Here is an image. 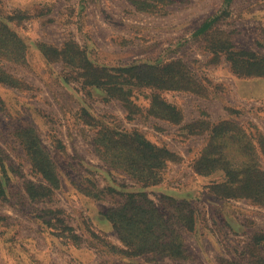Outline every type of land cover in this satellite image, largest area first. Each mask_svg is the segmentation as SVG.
I'll list each match as a JSON object with an SVG mask.
<instances>
[{"label":"rangeland","instance_id":"obj_1","mask_svg":"<svg viewBox=\"0 0 264 264\" xmlns=\"http://www.w3.org/2000/svg\"><path fill=\"white\" fill-rule=\"evenodd\" d=\"M156 2L142 10L132 0H0V23L9 28L0 32V183L6 192L0 196V264H264V248L253 243L264 230V194L220 199L210 187L225 181L224 172L194 169L208 146L206 124L211 129L227 120L247 132L242 142L255 145L264 170V76L238 74L223 52H212L196 36L207 18L221 15L219 26L235 48L264 57V0ZM76 48L110 69L182 59L202 92H162L183 116L173 123L150 113L152 88L132 87L131 103L86 84L87 62H71ZM87 114L100 125L89 124ZM102 124L138 131L174 152L161 181L143 186L115 161L96 142ZM26 126L37 130L61 178L39 197L29 187L46 181L19 136ZM234 140L226 141L225 154L239 159ZM128 192L147 194L163 214L170 209L174 222L193 210V231L182 228L183 221L174 233L167 228L182 232V257L123 252L127 245L104 213L123 206Z\"/></svg>","mask_w":264,"mask_h":264},{"label":"trees","instance_id":"obj_2","mask_svg":"<svg viewBox=\"0 0 264 264\" xmlns=\"http://www.w3.org/2000/svg\"><path fill=\"white\" fill-rule=\"evenodd\" d=\"M132 2L142 10H149V7H155V3H157L156 0H132ZM220 18L221 15L207 18L199 26L196 36L202 37L212 52H223L238 74L264 76V57L250 50L235 48L229 33L219 26ZM7 30H9L8 26L0 23V32L5 33ZM78 48L80 47L78 46ZM76 50L78 55H72L71 62L75 63L79 60L87 62V66L83 67L85 72L82 74H87L86 77L89 82L86 84L105 87L110 94L119 95L124 101L131 103L133 101L130 100L129 94L133 90L132 87L152 88L154 94L151 96L150 113L173 123L183 122V116L175 104L165 99L162 92L179 90L201 93L203 89L193 79L182 59L154 63L139 62L121 69H110L95 66L85 54L77 48ZM118 71L121 73L117 74ZM116 76H119L116 78L117 80L115 79ZM0 80L2 81L1 76ZM3 104L4 99L0 94V109ZM87 122L97 127L100 125V122L89 114H87ZM210 126L211 124L205 126L210 130L209 147L207 146L195 161L194 169L201 174H212L216 171L224 172L225 181L210 187L211 192L220 199L230 200L236 197L262 199L264 170L259 168V161L256 160L258 156L255 145L251 146L250 143L243 144L244 142H242L244 137L248 135L247 132L227 120L214 123L211 129ZM19 136L28 155L31 156L32 168L41 174L46 181V184L40 185L31 183L29 193L33 197H39L41 190L50 191L58 187L61 178L37 130L33 126H26L20 128ZM259 137H261V143L264 144V136L260 135ZM232 138L235 139L234 142H237L236 145L238 146V152L235 153L241 152L243 155L239 154L241 156L239 159H235L236 156L230 159L225 154L226 141L232 140ZM95 139L107 153L115 157V161L121 162L127 167L129 172L143 183V186L161 181V170L175 158L174 152L169 148L153 143L138 131H115L102 124L99 135ZM215 140H222V143L215 144ZM251 156L254 159H251ZM5 193L4 185L0 183V196L5 195ZM123 196L129 198L123 206L111 207L104 213L118 228L127 245V249L123 252L128 256L147 255L149 252H154L170 257H182L185 253L184 243L181 239L182 232L176 234H169L168 232L170 229L173 233L177 231L174 229L182 221V228L193 231L196 226L193 210H188L187 213L181 212L182 216L178 215L181 222H174L170 209L167 211L171 215L163 214L153 201L147 199V194L128 192L127 194L123 193ZM167 198L171 200L175 208L178 209L182 206L176 198L171 196H167ZM253 243L254 246L264 248V230L255 232ZM259 259L264 263V258L260 257Z\"/></svg>","mask_w":264,"mask_h":264}]
</instances>
